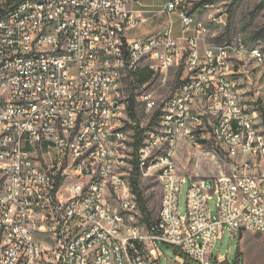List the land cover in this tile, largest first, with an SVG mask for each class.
<instances>
[{"label": "built area", "instance_id": "1", "mask_svg": "<svg viewBox=\"0 0 264 264\" xmlns=\"http://www.w3.org/2000/svg\"><path fill=\"white\" fill-rule=\"evenodd\" d=\"M163 1L156 16L169 21L145 37L131 36L148 21L142 0H20L0 17V264H162L163 244L180 264H213L227 228L264 233V48L207 43L194 8L217 13L228 0ZM181 64L136 154L123 79ZM135 99L154 110L151 93ZM181 140L229 161L191 178L185 213ZM136 168L142 189L151 178L162 188L156 220H145Z\"/></svg>", "mask_w": 264, "mask_h": 264}, {"label": "rangeland", "instance_id": "2", "mask_svg": "<svg viewBox=\"0 0 264 264\" xmlns=\"http://www.w3.org/2000/svg\"><path fill=\"white\" fill-rule=\"evenodd\" d=\"M163 0H142L143 9L146 11L148 21L131 31L133 37L148 36L168 23L166 15L156 16L163 5ZM194 11L199 21L204 22L209 27L207 43L221 44L227 43L236 37L244 38L249 44H259L264 48V0H228L221 12L215 13L202 7H195ZM214 14V15H213ZM211 15H213L211 17ZM214 17L217 18L214 20ZM176 24V33H180V22L178 15H173ZM151 77L146 86L144 83L135 82L131 76L123 79L124 90L128 96H138L144 90L151 93L155 102L154 110L147 112L141 100H137L136 114L142 127L157 128L159 126V116L166 102L175 95L185 76L184 66L181 64L174 67L167 73L154 76L151 69L140 68L135 73V78ZM264 84V80L261 81ZM159 114L157 121L150 125L154 115ZM128 128L132 127L127 124ZM204 152H197L191 149L188 144L180 141L177 153L178 171L182 176L187 177V182L182 186L181 205L182 212L186 210L187 191L191 178L210 179L220 173L221 170L228 172L229 165L223 153L219 150L215 153L212 144H204ZM210 187L211 181L208 180ZM143 193L147 201L148 209L151 213V220L159 217L162 204V188L156 178L142 181ZM217 197L210 202L212 213L215 215V205ZM162 264H180L177 261V254L180 250L171 245L163 244ZM213 264H264V233L255 232H232L229 228L220 238L212 250ZM191 264H194L191 261Z\"/></svg>", "mask_w": 264, "mask_h": 264}, {"label": "trees", "instance_id": "3", "mask_svg": "<svg viewBox=\"0 0 264 264\" xmlns=\"http://www.w3.org/2000/svg\"><path fill=\"white\" fill-rule=\"evenodd\" d=\"M19 2L20 0H7L6 2L0 4V17L3 16L7 11L13 9ZM151 77L152 76L147 77V78H139V79L135 78V80L140 83H145V82H148L151 79ZM136 104H137V101L135 99V96H130L129 115H130V118L138 124L139 121H138V117L136 114ZM158 116L159 114L154 115V118L152 122H150V125H153V123L157 121ZM145 131H146V128L144 127H141V126L136 127L135 141H134V148H135L136 154L143 143ZM139 176H140L139 169L136 168V171L132 177L133 187H134L136 194L138 195L145 220L151 221V213L148 209L147 201L144 196L143 189L140 187ZM185 264H191V260L187 257H185Z\"/></svg>", "mask_w": 264, "mask_h": 264}, {"label": "crops", "instance_id": "4", "mask_svg": "<svg viewBox=\"0 0 264 264\" xmlns=\"http://www.w3.org/2000/svg\"><path fill=\"white\" fill-rule=\"evenodd\" d=\"M6 1H7V0H0V4L4 3V2H6ZM181 142L184 143V147H185V146H186L185 141H184V140H181Z\"/></svg>", "mask_w": 264, "mask_h": 264}, {"label": "water", "instance_id": "5", "mask_svg": "<svg viewBox=\"0 0 264 264\" xmlns=\"http://www.w3.org/2000/svg\"><path fill=\"white\" fill-rule=\"evenodd\" d=\"M138 126H141V124H140V123H138Z\"/></svg>", "mask_w": 264, "mask_h": 264}]
</instances>
